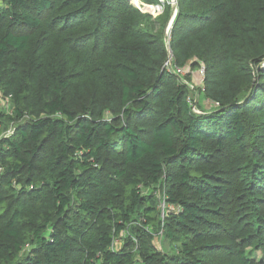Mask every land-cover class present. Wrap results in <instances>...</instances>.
I'll use <instances>...</instances> for the list:
<instances>
[{"label": "trees", "instance_id": "16d2710c", "mask_svg": "<svg viewBox=\"0 0 264 264\" xmlns=\"http://www.w3.org/2000/svg\"><path fill=\"white\" fill-rule=\"evenodd\" d=\"M131 1L0 0V264H264V0Z\"/></svg>", "mask_w": 264, "mask_h": 264}, {"label": "rangeland", "instance_id": "374dc122", "mask_svg": "<svg viewBox=\"0 0 264 264\" xmlns=\"http://www.w3.org/2000/svg\"><path fill=\"white\" fill-rule=\"evenodd\" d=\"M158 2H159L158 4H147V3L141 1L142 5H139L137 0L131 1V3L133 5L137 6V8L141 11V13H143V15L151 17V20L146 22L144 24V27L145 28H154V32H159V30L162 28V26L164 24L165 20L162 22L161 18H159V17H164L165 11L170 9V11H171L170 18H169V21L166 23V28H165L166 29L165 30V38H166V40L169 41L171 28L173 27V24L175 22L177 14H178V9H177L178 8V0H158ZM154 6L158 7V8L155 9ZM151 7H153V9H151ZM196 73L194 75V80L196 83H194V84L187 83V85H189L190 89H191L190 99H192V102L195 104V111L196 110L199 111L200 109H202L204 111H209V109H207V106L209 107L210 104L208 105L205 96L201 93V88H200L201 85L199 84V81L202 78V75H201V73H199L198 74L199 77H198V75H196ZM184 81H183V83H186ZM0 108L3 109V104L1 102H0ZM13 127L14 126L12 124L11 125L8 124V126H6L4 124H0V137L11 134ZM157 195L159 196L160 201H161L159 209L161 212V216L163 217V215L166 213V210L164 211L163 206H162V203L165 200V196L160 189L158 190ZM156 236L157 237L155 239V245L157 246V248L159 250L164 251V252H169V253L175 252V246L172 245L170 242L166 241L165 238L162 236V233L158 234V235L156 234ZM249 254H250V257L255 258L257 261L264 260V259H262V255L260 253H256L254 251H251Z\"/></svg>", "mask_w": 264, "mask_h": 264}, {"label": "built area", "instance_id": "2783aa9c", "mask_svg": "<svg viewBox=\"0 0 264 264\" xmlns=\"http://www.w3.org/2000/svg\"><path fill=\"white\" fill-rule=\"evenodd\" d=\"M166 68L169 70V71H171V72H175V73H177V74H184L183 73V71L181 70V69H178V68H176V67H174L173 66V56L170 54V60L166 63ZM175 70V71H174ZM199 73H201V75H202V77H203V72L202 71H200ZM1 103L3 104V108L6 110V111H10V107H11V105H10V100L9 99H2L1 100ZM12 134V133H11ZM11 134H9V135H11ZM9 135H6V136H9ZM162 206H163V209H164V211L166 210V213H167V205H166V203H165V201H163V203H162ZM165 213V214H166ZM165 214L163 215V217H165ZM118 245H119V241H115V243H114V245H113V248H116V247H118Z\"/></svg>", "mask_w": 264, "mask_h": 264}, {"label": "bare ground", "instance_id": "6f19581e", "mask_svg": "<svg viewBox=\"0 0 264 264\" xmlns=\"http://www.w3.org/2000/svg\"><path fill=\"white\" fill-rule=\"evenodd\" d=\"M137 2H138L139 5H142V3H141L140 0H137ZM154 8L156 9V8H158V7H155V6H154ZM151 9H153V7H151ZM151 9H150V10H151Z\"/></svg>", "mask_w": 264, "mask_h": 264}, {"label": "water", "instance_id": "95a60500", "mask_svg": "<svg viewBox=\"0 0 264 264\" xmlns=\"http://www.w3.org/2000/svg\"><path fill=\"white\" fill-rule=\"evenodd\" d=\"M136 6V5H135ZM137 7V6H136ZM170 54L172 55V53L170 52Z\"/></svg>", "mask_w": 264, "mask_h": 264}, {"label": "crops", "instance_id": "0c3cea01", "mask_svg": "<svg viewBox=\"0 0 264 264\" xmlns=\"http://www.w3.org/2000/svg\"><path fill=\"white\" fill-rule=\"evenodd\" d=\"M0 102H1V98H0Z\"/></svg>", "mask_w": 264, "mask_h": 264}]
</instances>
